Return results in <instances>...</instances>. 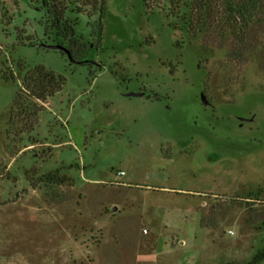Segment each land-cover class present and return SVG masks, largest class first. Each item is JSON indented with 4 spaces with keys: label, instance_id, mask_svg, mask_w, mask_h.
<instances>
[{
    "label": "rangeland",
    "instance_id": "1",
    "mask_svg": "<svg viewBox=\"0 0 264 264\" xmlns=\"http://www.w3.org/2000/svg\"><path fill=\"white\" fill-rule=\"evenodd\" d=\"M49 1L0 0V264L264 251V20L242 43L223 0H77L95 46L75 64L48 48ZM41 68L65 81L45 103L25 83Z\"/></svg>",
    "mask_w": 264,
    "mask_h": 264
},
{
    "label": "trees",
    "instance_id": "2",
    "mask_svg": "<svg viewBox=\"0 0 264 264\" xmlns=\"http://www.w3.org/2000/svg\"><path fill=\"white\" fill-rule=\"evenodd\" d=\"M87 2H90V4ZM100 2L101 5L104 4V0H100ZM208 2L209 1L203 2L201 0L198 4L199 7H206L205 11L210 13L212 10H207ZM49 4L51 6L49 12L52 14L51 17L53 18L52 31L56 32V38L59 40V42H57L54 46H62L65 51H60L66 55L67 59L71 63L88 64V62H92L87 59L85 60L83 57L82 59L80 56L83 55V47L89 48L91 46H95L94 42H82V37H79L76 34V23L72 21L69 16L72 13H84L81 10L82 7L78 5L77 0H50ZM223 4L225 8V24H228L231 31L236 33V37L240 40V42L244 43L243 40L246 38L247 30L250 25L254 23L258 24L264 20V0H223ZM98 5L99 0H86L85 4L83 3L82 6H85V8L93 7L94 9H97ZM103 10L104 7L102 5L99 12H103ZM99 30L100 32L102 31V26H100ZM3 76L8 81L13 80V76H9L7 72L4 73ZM25 83L29 89L28 94L33 97L36 102L45 103L48 98L62 91L65 81L62 76H57L53 72L46 71L44 68H41L36 71V75L29 76V80H26ZM263 260L264 251L260 252L246 264H260Z\"/></svg>",
    "mask_w": 264,
    "mask_h": 264
},
{
    "label": "water",
    "instance_id": "3",
    "mask_svg": "<svg viewBox=\"0 0 264 264\" xmlns=\"http://www.w3.org/2000/svg\"><path fill=\"white\" fill-rule=\"evenodd\" d=\"M49 49H53V50H64V48L62 46H48ZM128 96H143V94L141 93H130L128 94ZM203 100L206 102V99L203 97Z\"/></svg>",
    "mask_w": 264,
    "mask_h": 264
},
{
    "label": "built area",
    "instance_id": "4",
    "mask_svg": "<svg viewBox=\"0 0 264 264\" xmlns=\"http://www.w3.org/2000/svg\"><path fill=\"white\" fill-rule=\"evenodd\" d=\"M123 173H120V175H122Z\"/></svg>",
    "mask_w": 264,
    "mask_h": 264
},
{
    "label": "flooded vegetation",
    "instance_id": "5",
    "mask_svg": "<svg viewBox=\"0 0 264 264\" xmlns=\"http://www.w3.org/2000/svg\"><path fill=\"white\" fill-rule=\"evenodd\" d=\"M207 103V102H206Z\"/></svg>",
    "mask_w": 264,
    "mask_h": 264
}]
</instances>
